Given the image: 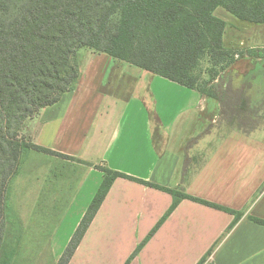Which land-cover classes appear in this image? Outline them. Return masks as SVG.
<instances>
[{"label":"crops","instance_id":"1","mask_svg":"<svg viewBox=\"0 0 264 264\" xmlns=\"http://www.w3.org/2000/svg\"><path fill=\"white\" fill-rule=\"evenodd\" d=\"M222 9L225 17L219 15ZM214 14L226 23L224 47L245 54L242 80L260 65L261 59L248 53L264 50V24L242 21L222 7ZM87 49L81 60L77 55L79 77L72 90L22 127L34 144L74 158L62 161L65 168L79 164L68 177L54 171L48 178L36 177L43 184L49 179L53 189L61 187L69 200L65 217L49 236L52 264L63 255L103 182L97 165L242 216L232 226L233 214L183 200L130 260L174 198L120 178L69 264H199L203 259V264H264V226L250 220H264V126L218 125L219 100ZM251 77L260 87L264 74ZM41 191L42 185L35 188L36 196ZM8 226L7 216L4 244Z\"/></svg>","mask_w":264,"mask_h":264},{"label":"trees","instance_id":"2","mask_svg":"<svg viewBox=\"0 0 264 264\" xmlns=\"http://www.w3.org/2000/svg\"><path fill=\"white\" fill-rule=\"evenodd\" d=\"M219 7L242 21L264 24V0H0V254L6 235L8 190L20 172L24 156L37 152L74 160L34 144L23 135L22 127L72 90L79 77L80 49L107 54L198 91L206 98L219 100L223 114H232L233 122L264 111L261 96L251 99L243 91L252 85L251 76L264 70V50L248 53L261 62L256 71L244 77L239 89H234V82L222 76L237 55L245 54L224 47L226 23L214 14ZM205 60L213 72L207 82L197 75ZM217 79L218 84H212ZM258 125L256 122L248 128ZM237 126L245 127L240 122ZM96 168L104 174L103 182L57 264L70 263L112 185L120 178L168 192L174 198L172 207L130 260L183 200L233 214L232 226L242 216L240 212L104 165ZM250 220L264 226V220L255 217ZM12 258L13 255L1 264H13Z\"/></svg>","mask_w":264,"mask_h":264},{"label":"rangeland","instance_id":"3","mask_svg":"<svg viewBox=\"0 0 264 264\" xmlns=\"http://www.w3.org/2000/svg\"><path fill=\"white\" fill-rule=\"evenodd\" d=\"M219 15L225 17V11L222 9ZM227 16L229 21L234 22V24L238 22L236 18ZM87 50V48L80 49L77 53L78 58H84ZM235 59L240 61L242 57L237 55ZM261 71L264 74V70L261 69L255 75L258 79L263 76ZM234 72H237V74ZM212 73V67L205 60L197 75L203 82H207L213 77ZM243 75L244 67L241 61L239 64L229 66L222 73L225 79H230L231 83L234 82V89L241 87V81L245 82V79H239ZM252 85L244 88L243 91H246V95L251 99L261 96V100H264V80L260 87ZM232 118V114L224 115L223 109H221L219 118H215V120L218 125L237 126V123L240 122L244 126H251L258 122L260 126H264V111L258 116L235 118L234 122L231 120ZM66 160L61 157L41 155L37 152L27 153L24 156L22 160L23 169L12 180L8 190L6 219L8 216L9 235L0 254V264L11 255H13V264H52L49 236L62 218L65 217L64 214L67 211L69 200L67 194L60 190L61 187L53 189L48 182L49 179L43 184L37 182L36 177L43 175L48 178L51 171L63 178L73 175L74 168L79 167V164H73L70 165V168H65L62 161L65 162ZM41 185L43 191H41V194L37 193L36 196L35 188L38 187L40 190ZM36 198L39 202H36ZM36 205L38 206L36 207Z\"/></svg>","mask_w":264,"mask_h":264}]
</instances>
